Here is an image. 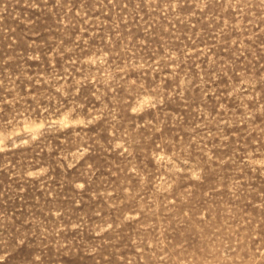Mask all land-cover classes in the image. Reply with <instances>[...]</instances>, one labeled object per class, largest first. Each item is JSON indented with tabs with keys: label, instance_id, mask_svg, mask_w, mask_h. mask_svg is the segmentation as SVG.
<instances>
[{
	"label": "rangeland",
	"instance_id": "1",
	"mask_svg": "<svg viewBox=\"0 0 264 264\" xmlns=\"http://www.w3.org/2000/svg\"><path fill=\"white\" fill-rule=\"evenodd\" d=\"M0 264H264V0H0Z\"/></svg>",
	"mask_w": 264,
	"mask_h": 264
}]
</instances>
